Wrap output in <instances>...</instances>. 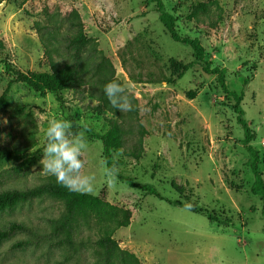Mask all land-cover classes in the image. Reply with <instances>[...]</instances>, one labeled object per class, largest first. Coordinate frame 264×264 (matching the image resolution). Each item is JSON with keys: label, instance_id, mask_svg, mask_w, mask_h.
<instances>
[{"label": "rangeland", "instance_id": "rangeland-1", "mask_svg": "<svg viewBox=\"0 0 264 264\" xmlns=\"http://www.w3.org/2000/svg\"><path fill=\"white\" fill-rule=\"evenodd\" d=\"M161 2L176 18L178 34L198 39L205 60L223 71L227 89L242 94L239 108L255 135L251 146L264 182V0ZM198 3L208 6L214 27L206 16L199 22L186 17ZM73 10L85 35L111 64L113 76L105 84L116 80L125 88L146 132L141 158L113 152L112 172L106 168L100 140L112 115L97 108L105 84L89 65L90 55L97 52L92 54L93 43L79 60L85 78L60 97L10 83L12 75L3 64L22 72H49L52 65L68 62L63 35ZM48 18L57 22L60 32L52 40L57 52L49 54L51 64L44 53L53 32ZM0 40V96L9 84L0 110V147L26 152L21 170L14 169L19 162L0 163V191L57 180L41 165L43 133L53 117L70 120L73 131L83 130L88 140L81 173L94 177L92 191L73 189L102 196L132 213L129 227L113 235L122 250L141 264H264V201L251 193L252 159L242 145L234 103L215 76L198 65L180 79L171 74L170 59L187 64L194 60L193 53L169 38L154 2L0 0ZM191 91L193 99L187 95ZM132 110L122 112L130 115ZM64 214L63 204L49 197L1 212L0 230L10 224L21 229L0 242V264H102L93 223L77 220L67 237L58 227Z\"/></svg>", "mask_w": 264, "mask_h": 264}, {"label": "trees", "instance_id": "trees-1", "mask_svg": "<svg viewBox=\"0 0 264 264\" xmlns=\"http://www.w3.org/2000/svg\"><path fill=\"white\" fill-rule=\"evenodd\" d=\"M9 2L11 0H1ZM156 5V12L158 19L162 24L164 30L169 35V38L182 45L188 46L192 53L194 60L187 64H181L174 59L169 60V70L177 79L198 65L202 71L208 75L215 76L222 93L228 96L234 103L233 111L236 114V121L243 131L242 145L244 149L251 156L250 170L253 175V183L251 185V193L260 196L264 201V182L261 172L258 170L259 159L257 152L251 146L255 135L251 131L249 125L242 118V110L239 104L242 100V94L234 91H229L225 84V77L223 71L219 67H211L210 62L205 60L204 48L198 39L189 37H182L176 30V18L164 11L161 0H150ZM201 16H206L209 27L216 25V20L210 18V11L206 4L198 3L186 15L189 20L199 22ZM220 20V17L218 21ZM48 26L52 27L49 32L46 44H44V53L50 60L51 51L57 52V49L52 48V40L57 39L60 35L57 22L48 18ZM66 42V51L70 56L68 62H63L60 66L52 65L49 72L45 71H26L14 69L8 62H3L6 71L12 75L10 83H22L29 89L36 93L44 94L46 92L52 93L60 97V93L64 91L73 90L85 78L82 62H79L81 56L87 51L89 45L93 43L92 54L97 51L95 41L88 38L83 31V24L77 11L73 10L69 13L66 22V32L63 35ZM0 49H3L2 41L0 40ZM92 58L89 65H93L97 71L99 80L104 84L113 76V71L110 62L105 58L100 51L95 55H90ZM51 64V60L49 62ZM9 84L7 86V89ZM7 89L0 96V110L4 109L6 105ZM101 95L96 98L98 104L97 108L104 110L112 115L108 120V129L101 136L102 153L106 168L112 172V153L122 151L124 156L131 157L134 160H139L144 152L143 138L146 132L141 124L137 121V111L132 110L130 115L124 114L112 107L108 97L101 89ZM189 99L195 97V92L187 93ZM129 122L128 128H124V124ZM136 125V127H135ZM131 135V136H129ZM126 144V145H125ZM26 158V152L21 149L0 147V163H14L19 162L14 166V169L21 170ZM122 180L135 187L131 181L126 178ZM171 187L177 191H181V187L171 183ZM155 192H153L154 194ZM49 197L60 201L64 208L65 214L63 219L58 223V227L64 230L69 236L73 224L79 220H90L98 232V239L96 245L99 249V255L102 264H141L138 258L126 251L122 250L118 242L114 239V233L122 228H127L131 222L132 213L129 209L119 207L108 202L104 197L93 195L86 192L76 191L66 187L63 183L51 178L49 181L36 185L33 188L25 190H2L0 191V213L8 210H13L16 206L28 202L35 198ZM189 211L195 212L193 206L187 207ZM262 216L264 219V207L262 208ZM208 219H211L208 216ZM21 229L17 224H10L8 229L0 230V242L6 240L15 230Z\"/></svg>", "mask_w": 264, "mask_h": 264}, {"label": "clouds", "instance_id": "clouds-1", "mask_svg": "<svg viewBox=\"0 0 264 264\" xmlns=\"http://www.w3.org/2000/svg\"><path fill=\"white\" fill-rule=\"evenodd\" d=\"M104 93L113 108L119 111H131L132 104L124 94L125 88L116 80L104 85ZM44 145L41 165L50 175L66 187L92 191L94 177L82 174L84 161L82 152L88 147V140L83 130L73 131L70 120L53 117L43 133ZM109 182H112L111 180Z\"/></svg>", "mask_w": 264, "mask_h": 264}]
</instances>
